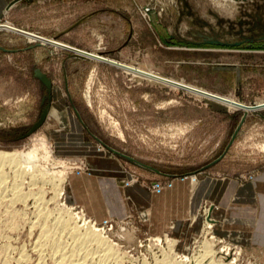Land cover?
Masks as SVG:
<instances>
[{"label":"rangeland","instance_id":"1","mask_svg":"<svg viewBox=\"0 0 264 264\" xmlns=\"http://www.w3.org/2000/svg\"><path fill=\"white\" fill-rule=\"evenodd\" d=\"M5 25L68 48L31 41ZM71 49L241 106L86 60ZM20 101L30 104L22 116ZM29 150H37L31 170H41L44 182L22 177L24 203L12 202L9 190L0 191V264H19L21 256L22 264L35 263L36 245L46 242L39 225L49 217L52 227L57 204L102 230L119 251L110 264H160L170 241L168 255L176 261H191L208 241L215 250L229 247L236 264H264V247L253 243L257 221L253 230L251 225L227 230L217 219L228 218L229 197L218 206L225 185L229 196L234 184L239 187L233 201L254 204L253 182L264 174V0H0V151ZM101 160L119 174L120 187L138 185L151 193L148 208L137 210L128 200L125 216L96 219L69 197L70 178L93 173ZM51 178H63L58 201L52 197L57 181ZM186 178L183 187L171 185ZM211 181L218 184L215 194L189 213L186 242L173 236L176 224L168 218L167 231L151 232L159 197L168 203L166 193L183 197L190 185L189 204L197 184ZM6 182L10 186V179ZM178 207L179 201L173 214ZM208 217L213 228L206 235ZM47 262L52 264L49 257Z\"/></svg>","mask_w":264,"mask_h":264},{"label":"bare ground","instance_id":"2","mask_svg":"<svg viewBox=\"0 0 264 264\" xmlns=\"http://www.w3.org/2000/svg\"><path fill=\"white\" fill-rule=\"evenodd\" d=\"M3 27L7 31H10V32L15 33V34H20L23 37L30 39L31 41L35 40V41L41 42L42 44H48V45L51 44L54 46H60L63 48H68L65 45L58 44L57 42H54L52 40H47L45 38H42L39 35H35L33 33L29 34V33L22 32V31L14 28L13 26H10V25H5ZM71 50L75 51L78 56H80L86 60L88 59L90 61L96 60V61L109 62V63L117 65L120 68L125 69L127 71L137 73V74H140V75H143L146 77H150V78H153L156 80H162L164 82L172 84L175 87L182 88L183 90L191 91V92H194L197 94L199 93V94L206 95V96H212L202 89H198L196 87L186 85L183 83L174 82L171 80H166V79L160 78L158 76H155L153 73H150V72L145 73V72L136 70V69L131 68V67L119 65V64L114 63L112 61L105 60V59L99 57L97 54H94V53H87V52L79 51L76 49H71ZM212 97L215 99H218L219 101H222V102H224L230 106H241L238 103L234 102L233 99L231 100V99L220 97V96H212ZM29 106H30V104L28 105L24 101H20L19 102V110H18L19 114L18 115L19 116L24 115V112L27 110V108H29ZM41 148L44 150V155L46 156V158H50L51 153L47 149V147H46L45 143H43V141L41 143ZM32 149H34V148H32ZM37 150H29L27 152H4V151H0V191H3V193H5L7 190H9V192L12 193V195L14 196L13 200L11 198V201L12 202L14 201V203H15V200H19L20 202H23L21 200L23 198H27V196H22V194H21V188L22 187L20 188V186L22 183L21 182L22 177L28 175V176H30L32 182H33V180H35V182H37L38 179L39 180L41 179L42 182H44L45 174H43L41 172V170L40 171L36 170V169L31 170L32 164H33L32 162H33V159H35V157H36ZM23 164H25L24 167L22 166ZM4 166H7L8 170H6L4 168ZM33 166H35V165L33 164ZM35 168H36V166H35ZM9 179H10V186H6V183H7L6 181ZM49 179L47 177L46 180H49ZM51 179H52V182L57 181V184L55 186H53V189H55V191H54V196H52V197H53L54 201H58L60 199V196L62 195V193H64L63 192L64 187L62 185L63 178H51ZM18 181H19V183H18ZM33 184H34V182H33ZM7 185H9V184H7ZM2 198H4V196L1 194L0 200ZM26 200H29V199H26ZM33 200H34V198H33ZM36 200H37V202H38V200L41 202L43 200V197L40 195L36 198ZM32 202L34 203V201H32ZM41 204L42 203H40V205ZM56 206H57V208L59 207L57 209L58 215H55L56 217H54L53 220L51 221V222H53L50 225L52 227L51 228L47 227V226H49V225H47L48 224L47 220L49 221V219H46V218H49V217H44V219L42 218L44 220L43 224L39 225V226L42 225V228L40 227V229H42L41 240H44L46 242H43V243L39 242L38 245H36L35 243L40 241V240H38V241L36 240V242L34 243L37 246V249L39 248V255L37 254V259H36L35 263H33V264H47L48 263L47 262L48 257L52 260V264H103V263L107 264V263H109L112 260H115L117 258V255L119 252L118 249H116L112 244H109L107 239L104 236H102L101 233H103V232L101 229L97 228V226H95L92 222H86L84 216H82V215L78 216L77 214H73L69 208H66L63 205H61L62 206L61 207L59 204H57ZM39 211H41V210H39ZM211 211H212V209H211ZM211 211L209 209H206V215L210 217ZM39 213H41V212H39ZM62 214H64V216H62ZM49 215L51 216L52 214H49ZM209 217L205 220V226H206L205 227V232H206L205 234L206 235L213 228V225H212L213 221L209 220ZM31 226H32V224H31ZM31 226H30V228L32 229L33 227H31ZM39 226H38V228H39ZM39 233H40V231H39ZM211 238H213V237H211ZM38 239H39V236H38ZM157 241H158V239H157ZM173 244H174V242L170 241V244L168 246L169 252L171 251ZM37 249H36V253H38ZM169 252L163 255V260L162 261L160 260V264H236V260H237V258H235V257L229 258V256L231 257V253H232L231 249H229V247L223 246L222 248L215 250L213 242H208V241L201 243L200 249L197 253V256L195 258L193 257L194 259H192L191 261H190V259L189 260L188 259H185V260L182 259L181 261H176L173 258L169 257V255H168ZM236 254H237L236 256H238V257L240 256L239 251H237ZM176 257H177V255H176ZM228 259H230V260H228ZM20 262H21V264L25 263L26 258L21 256V260H19V264H20ZM30 262H31V260H30ZM4 264H6V263H4Z\"/></svg>","mask_w":264,"mask_h":264},{"label":"crops","instance_id":"3","mask_svg":"<svg viewBox=\"0 0 264 264\" xmlns=\"http://www.w3.org/2000/svg\"><path fill=\"white\" fill-rule=\"evenodd\" d=\"M96 163L99 164H97L98 166L93 165V168L96 169L93 171V173L76 174L68 181L67 192L69 194V197L74 200L75 203L82 204L87 212L92 214L96 219H112L115 217L125 216L129 211L128 200H130V202L137 210H140L142 207L148 208L149 205L146 201L148 200L151 193H148L138 185L132 186L128 189L120 187L116 179V176H118L119 174H115L114 172L109 171L114 169L108 167L107 162L105 163V161L101 160L97 161ZM187 181V178L178 179L174 180L171 185L176 183L183 187L186 185ZM216 183L217 182L212 181L210 183L207 182L206 187L202 186V183H198L194 191V195H192L193 200L189 202V204L185 196L190 197L191 192L190 190H188V188H190V185L187 188V192H185V196L183 195V197L182 195H177L178 197L173 198V193H166L165 196L168 203H163L164 201L161 202L159 197V206L152 214V221H149V228L151 232H153V234L155 235H160L163 232L167 231V223L164 219L168 218L170 222L176 224V229L174 232L175 234H173V236L179 238L180 241L188 240L189 234L185 230L187 229V226H190L188 223L189 221L187 220L189 218V213L191 211L194 212L195 209H199L201 201L205 198L208 200L212 199L213 195L215 194V189L218 185ZM230 184L231 183H229V186ZM253 184L255 187L254 191L256 198V203L254 204H249L244 201H233L234 192H238L239 187L237 188V185L234 184L233 192L229 196L228 192L225 189V185L224 189L221 192V199H218L219 202H217L218 206H225L223 204V200H226L229 197L230 203L228 202V204L230 205H228V218L224 219L222 216L221 219H217L219 220L218 224L221 225V228L226 227L225 229L227 230H236L238 228H242L244 230L247 225H251L249 228L253 230L257 221L258 225H256V238H254L255 240L253 243L255 245H259L260 247H264V174H262V176H260L258 180H255ZM171 189H174V187H172ZM167 194H170V196L168 195L167 197ZM182 198L183 204L180 205V200H182ZM178 201L180 208L178 207L176 213L173 214L172 207L177 204ZM257 207L259 208V211H256ZM169 208L170 210H168ZM216 210H218V208L212 210V216H215V213H218L216 212ZM165 211H168L170 213L169 215L171 216L168 217L167 215H165ZM195 215H197V212ZM245 217L247 218L245 219ZM249 218L250 220L246 221ZM168 220L167 222L169 223ZM182 220L187 221L185 222L186 226L182 224ZM161 224H163L162 229L156 231L155 227L160 226ZM192 225V229L197 232V223L195 225ZM160 228L161 227H159V229Z\"/></svg>","mask_w":264,"mask_h":264}]
</instances>
